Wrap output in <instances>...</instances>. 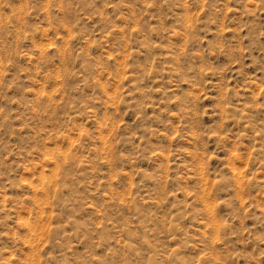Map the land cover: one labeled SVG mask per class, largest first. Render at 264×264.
<instances>
[{
    "label": "rangeland",
    "instance_id": "rangeland-1",
    "mask_svg": "<svg viewBox=\"0 0 264 264\" xmlns=\"http://www.w3.org/2000/svg\"><path fill=\"white\" fill-rule=\"evenodd\" d=\"M0 264H264V0H0Z\"/></svg>",
    "mask_w": 264,
    "mask_h": 264
}]
</instances>
